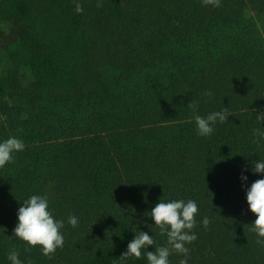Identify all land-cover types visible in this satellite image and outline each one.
<instances>
[{
    "label": "trees",
    "instance_id": "obj_1",
    "mask_svg": "<svg viewBox=\"0 0 264 264\" xmlns=\"http://www.w3.org/2000/svg\"><path fill=\"white\" fill-rule=\"evenodd\" d=\"M80 2L0 0V140L25 144L0 168V264L12 249L24 264H147L120 256L133 225L146 251L166 243L143 215L160 198L198 205L197 238L170 264H264L245 202L264 159V0ZM191 101L229 116L200 137ZM33 194L65 220L48 256L13 238Z\"/></svg>",
    "mask_w": 264,
    "mask_h": 264
},
{
    "label": "clouds",
    "instance_id": "obj_2",
    "mask_svg": "<svg viewBox=\"0 0 264 264\" xmlns=\"http://www.w3.org/2000/svg\"><path fill=\"white\" fill-rule=\"evenodd\" d=\"M73 3L76 13L84 11L80 0H73ZM204 3L218 7L220 0H204ZM205 95L211 100L213 93L208 90ZM188 105L193 109L195 130L200 137L211 136L215 131V125L224 123L229 116L226 109L211 111L206 116H202L196 111V102L191 101ZM255 118L258 121L264 120V110L257 113ZM256 131L259 138L264 139V131ZM24 148L25 144L18 136L12 135L0 140V168L10 163L14 159V154L23 151ZM248 170L260 176L245 189L247 210L255 217L249 226L257 237V243L264 244V159L255 161ZM244 171L242 170L239 177L242 184H246L248 179ZM197 212L198 205L195 200L160 198L151 210L143 215L151 218L150 226L159 228L160 234L166 237V243L158 246L155 251H146L148 246L154 243L153 236L133 225L135 235L127 243L120 257L139 258L143 252L147 264H170L169 256L172 252L178 255L187 254L186 245L197 238L196 233L192 231L197 223L195 219ZM16 218L13 238L24 242L26 250L38 247L42 255L48 256L63 247L64 234L61 229L64 227L65 220L53 216L47 194H33L26 198L17 209ZM67 223L75 228L79 224V219L75 214H69ZM208 223L209 219L205 216L201 224L206 227ZM6 258L10 264H24L19 252L15 249L10 250ZM29 264H31L30 261ZM179 264H187L186 256L179 259Z\"/></svg>",
    "mask_w": 264,
    "mask_h": 264
},
{
    "label": "rangeland",
    "instance_id": "obj_3",
    "mask_svg": "<svg viewBox=\"0 0 264 264\" xmlns=\"http://www.w3.org/2000/svg\"><path fill=\"white\" fill-rule=\"evenodd\" d=\"M2 65H4L5 63L1 62Z\"/></svg>",
    "mask_w": 264,
    "mask_h": 264
}]
</instances>
